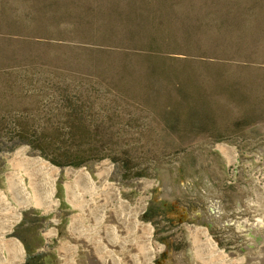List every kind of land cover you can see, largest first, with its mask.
<instances>
[{"label":"rangeland","instance_id":"rangeland-1","mask_svg":"<svg viewBox=\"0 0 264 264\" xmlns=\"http://www.w3.org/2000/svg\"><path fill=\"white\" fill-rule=\"evenodd\" d=\"M17 151L56 170L53 209L14 197V174L52 175ZM103 181L143 206L150 264H215L199 228L230 264H264V0H0V191L18 208L0 236L19 264H65L66 243L88 264L71 225Z\"/></svg>","mask_w":264,"mask_h":264},{"label":"bare ground","instance_id":"bare-ground-1","mask_svg":"<svg viewBox=\"0 0 264 264\" xmlns=\"http://www.w3.org/2000/svg\"><path fill=\"white\" fill-rule=\"evenodd\" d=\"M218 148L224 154H227L232 162L236 160V154L232 148H229L228 146L225 145H220L218 146ZM15 155L16 157L25 160V164L27 165L26 169L29 167H31L32 169L41 167L46 169V171L51 170L52 175L51 177H44L43 180L42 179L40 180L39 178H35L33 182L32 178L34 175L33 173H31L32 182L30 185L28 184V187H26L23 183L21 175L17 173L14 174L12 181L14 197L28 206H34L39 209L44 208L45 210L53 209L57 204V201L52 198V194L54 193V186H55L54 180H55L56 170L43 161L29 160L27 158L22 157L21 156L22 153L20 151H17ZM31 168L29 169L31 170ZM104 168L106 169H102V170H104L105 172V170H107L108 167L106 166ZM98 172L100 173V171ZM64 173L66 176H74V179H76L78 183H82L85 189H87L86 191H91V195L93 197L95 196V194L97 193L96 189H98V187L95 186V182L92 180L90 175L84 169L71 168V169H66ZM103 184L106 188L105 189L101 188L100 192L104 193L105 195L104 200L106 201V203L103 201L104 204H98L97 201L95 202L92 199H90V201L84 204V207L82 206L83 211L88 212V214L92 217V220L90 221L93 222L91 223H89L90 221L87 223L80 222L78 221L77 217H75L72 220L73 222L71 221L72 228L75 227L74 234L78 235L77 237L79 238V240L81 238V242L83 240L84 243L82 244L85 247L86 252H89L91 254L87 256L88 264H150L151 257L159 252L160 247H155L151 244L149 245L148 238L150 236V229L146 225L145 226L143 224L138 225L135 222L137 218V214L143 209V206L140 209L132 207L131 205L127 204V202H125L123 199L119 197L116 189L113 186H111V184H108L105 181H103ZM65 190H67L68 200L74 203L81 201V198L78 197L80 196V194L78 192L77 185H74L73 183L70 185L69 183L66 186ZM16 207L11 203H9L6 196L0 191V212H3L0 216L1 218L0 223L2 225L1 228L2 231H0L1 233L4 234L12 228V225L14 224L18 216L17 213L18 208ZM258 223L262 224V221L259 220ZM142 229L145 230L143 231L144 233H147L146 236L142 235L144 234L143 232L142 234H140L141 236L138 234V232L139 231L141 232ZM199 229L201 230L200 231L197 230L199 233L197 235L202 236L204 238V243L205 245H207L206 251L204 252L207 253L206 256L209 255L208 259L209 257H211L212 261L215 264H228V263L230 264L231 261L233 263L234 261L236 262V260H234L233 258L232 259L234 261L233 260L228 261L229 257L224 254H221L220 251L216 249L215 243L211 239H209L206 228H199ZM55 235L56 233L52 231L50 232V235L48 237L50 236L52 237ZM74 237L76 238L75 235ZM196 237L197 236H195V238ZM65 245L68 246L67 253L72 252L70 254L71 259L69 260L67 258L69 261L66 262L65 264H79L77 263L76 260V258L79 256L77 257L75 256L76 250L73 247V245L72 247L67 245V243ZM131 248H132L131 252L128 253V249ZM118 249L121 251V253L117 252ZM22 256H23L22 248L17 241H15L12 238L4 239L0 236V264H19L22 259ZM205 259L207 260V258Z\"/></svg>","mask_w":264,"mask_h":264},{"label":"flooded vegetation","instance_id":"flooded-vegetation-1","mask_svg":"<svg viewBox=\"0 0 264 264\" xmlns=\"http://www.w3.org/2000/svg\"><path fill=\"white\" fill-rule=\"evenodd\" d=\"M207 226L209 227V230H210V227H211V226H210V222L207 223ZM206 230H207V229H206ZM207 233H208V231H207Z\"/></svg>","mask_w":264,"mask_h":264}]
</instances>
